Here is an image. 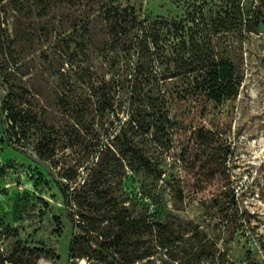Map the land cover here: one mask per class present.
<instances>
[{"label":"rangeland","instance_id":"374dc122","mask_svg":"<svg viewBox=\"0 0 264 264\" xmlns=\"http://www.w3.org/2000/svg\"><path fill=\"white\" fill-rule=\"evenodd\" d=\"M193 1L201 0L6 3L15 50L0 45V264H69L75 230L59 185L80 182L99 162L118 181V158L127 165L119 184L133 201V215L209 229L224 206L232 209L227 205L234 197L253 234L249 242L241 234L248 228L241 229L230 254L243 260L249 247L264 264V0H244L260 9L261 22L246 40V77L236 100L211 104L203 119L176 95L168 104L161 70L139 61L134 38L137 18L186 19L188 39ZM10 89L18 136L6 119ZM173 114L184 127H215L218 121L227 126L231 184L225 190L207 195L189 189ZM21 118L32 123L26 136ZM130 146L158 166L161 179L140 165Z\"/></svg>","mask_w":264,"mask_h":264},{"label":"trees","instance_id":"16d2710c","mask_svg":"<svg viewBox=\"0 0 264 264\" xmlns=\"http://www.w3.org/2000/svg\"><path fill=\"white\" fill-rule=\"evenodd\" d=\"M7 2L0 0V45L14 52L15 41L4 16ZM191 5L187 21L193 22V29L188 39L186 19L148 22L137 18L134 38L139 61L161 70L168 104L176 95L203 119L211 104L224 106L236 100L246 77V40L260 25V9L244 0H201ZM13 94L10 89L4 107L13 134L18 136L19 118L9 105ZM173 117L189 189L207 195L225 190L231 184L227 126L218 121L215 127L202 123L184 127L176 115ZM31 124L21 118V135H27ZM129 151L155 179L162 178L158 166L138 148L130 146ZM118 163L120 171L114 173L118 181L112 180V171L103 170L99 162L88 168L80 182L59 185L75 230L69 245L70 261L86 258L104 264H260L249 247L243 260L230 254V245L241 229L248 228L241 234L249 242L253 234L251 220L239 211L234 197L227 205L232 209L227 211L224 206L209 229L192 221L138 217L132 214L133 201L119 184L127 165L120 158ZM259 244L264 248L263 243Z\"/></svg>","mask_w":264,"mask_h":264},{"label":"built area","instance_id":"2783aa9c","mask_svg":"<svg viewBox=\"0 0 264 264\" xmlns=\"http://www.w3.org/2000/svg\"><path fill=\"white\" fill-rule=\"evenodd\" d=\"M69 264H77V263H75V262L72 260Z\"/></svg>","mask_w":264,"mask_h":264},{"label":"bare ground","instance_id":"6f19581e","mask_svg":"<svg viewBox=\"0 0 264 264\" xmlns=\"http://www.w3.org/2000/svg\"><path fill=\"white\" fill-rule=\"evenodd\" d=\"M82 262H84V260Z\"/></svg>","mask_w":264,"mask_h":264}]
</instances>
